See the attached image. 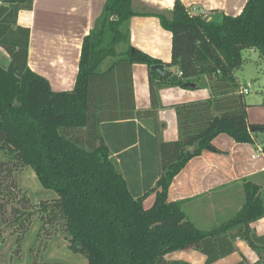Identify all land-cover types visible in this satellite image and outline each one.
I'll return each mask as SVG.
<instances>
[{
  "label": "trees",
  "instance_id": "16d2710c",
  "mask_svg": "<svg viewBox=\"0 0 264 264\" xmlns=\"http://www.w3.org/2000/svg\"><path fill=\"white\" fill-rule=\"evenodd\" d=\"M32 10L33 0H0V47L9 56L8 66L0 64V148L5 157L0 160V245L8 235L23 238L39 218L41 234L63 236L88 264H192L167 259L186 250L214 264L238 252V241L246 242L258 259L250 263L242 256L237 264H264V234L252 228L264 218L259 186L244 179L242 208L210 229L189 218L184 201L169 200L173 180L192 159L216 151V137L225 134L236 143L254 144L255 134L264 132V125L248 121L236 73L245 64L246 51L258 53L264 65V0H248L238 16L219 14L211 20L191 15L181 0L171 11L156 13L136 11L135 0H106L83 38L70 91H54L28 65L31 30L20 26L18 18L21 11ZM135 16L156 17L172 34L170 63L131 45ZM135 64L149 68L151 107L146 110L135 103ZM155 65L166 67L164 77L152 70ZM199 85L209 88L210 99L175 105L179 138L165 142L160 91ZM122 120L139 121L157 140L160 176L139 198L131 194L101 132L102 123ZM254 127L257 131L251 132ZM18 166L31 167L56 197L34 203L16 182Z\"/></svg>",
  "mask_w": 264,
  "mask_h": 264
},
{
  "label": "crops",
  "instance_id": "0c3cea01",
  "mask_svg": "<svg viewBox=\"0 0 264 264\" xmlns=\"http://www.w3.org/2000/svg\"><path fill=\"white\" fill-rule=\"evenodd\" d=\"M181 1L189 11L196 9L203 12L206 20H211L219 14L240 15L248 0ZM105 3L106 0H33L32 11L20 12L18 24L31 30L28 65L32 71L46 78L54 91L74 88L83 38L94 27ZM174 3L175 0H135V8L139 12H165L171 11ZM130 30L134 48L164 63L172 61V34L161 26L158 18L135 16ZM250 52L258 55L255 51ZM5 59L7 64L3 66H8L9 58ZM133 84L136 107L149 109V68L146 65L133 66ZM248 84H242L243 88ZM259 86L258 101L246 99L249 106H258L247 112L249 123L255 126L264 125V76ZM250 94L249 88L246 96ZM210 97V90L205 85L195 89H162L160 98L163 108L159 111V121L165 124L162 139L170 142L179 138L175 105L208 100ZM101 132L120 164L131 194L135 198L143 196L155 186L160 176L155 135L137 120L104 122ZM213 145L216 151L206 150L192 159L169 189V200L184 201V211L201 229L219 225L242 208L245 201L244 179L259 186L264 200V132L255 134L254 144H239L222 134L215 138ZM155 197V194L151 195L145 206H150ZM252 228L263 235L264 218ZM237 246L238 252L214 264L230 260H233L232 264H237L242 256L250 263L257 261V255L246 242L238 241ZM189 251L193 250H186L182 256L197 258V254ZM174 253L178 255L181 252ZM205 262L203 255L200 264Z\"/></svg>",
  "mask_w": 264,
  "mask_h": 264
},
{
  "label": "rangeland",
  "instance_id": "374dc122",
  "mask_svg": "<svg viewBox=\"0 0 264 264\" xmlns=\"http://www.w3.org/2000/svg\"><path fill=\"white\" fill-rule=\"evenodd\" d=\"M205 18V17H204ZM245 64L243 68L237 71V76L242 84L250 83L251 94L246 99L248 101L259 99V84L262 81L264 65L260 62L257 54L249 51L244 52ZM9 58L7 53L0 47V62L6 65V59ZM258 108V106L248 105V109ZM4 153L0 148V160H4ZM19 167V166H18ZM15 179L21 188L27 192L28 196L36 204L43 200H50L56 197V194L52 190L45 189L39 179L37 178L34 170L31 167H19L15 171ZM42 223L39 218H36L29 229L21 238V235H8L1 242L0 245V264H88L86 257L80 253H74L68 248V241L63 236H57L52 239H47L46 235L41 234ZM19 238L21 240L19 241ZM18 250L20 253H18ZM178 252V251H177ZM178 255L175 253L170 254L167 259L187 261L192 264H200L201 257L203 255L196 253L197 258H190L185 255L182 256L183 252L179 251ZM233 260L228 263L221 264H232Z\"/></svg>",
  "mask_w": 264,
  "mask_h": 264
},
{
  "label": "water",
  "instance_id": "95a60500",
  "mask_svg": "<svg viewBox=\"0 0 264 264\" xmlns=\"http://www.w3.org/2000/svg\"><path fill=\"white\" fill-rule=\"evenodd\" d=\"M1 64V62H0ZM2 65V64H1ZM152 70L159 76L164 77L166 74L165 66L164 65H155L152 67ZM258 127L251 128V132L257 131Z\"/></svg>",
  "mask_w": 264,
  "mask_h": 264
},
{
  "label": "built area",
  "instance_id": "2783aa9c",
  "mask_svg": "<svg viewBox=\"0 0 264 264\" xmlns=\"http://www.w3.org/2000/svg\"><path fill=\"white\" fill-rule=\"evenodd\" d=\"M189 12H190L191 15H198V14L202 15L203 14V12H197L196 9H192ZM250 87H251V85L248 84L246 87L242 88V90H241L242 94L248 95Z\"/></svg>",
  "mask_w": 264,
  "mask_h": 264
}]
</instances>
